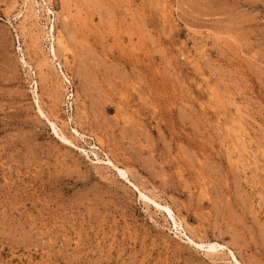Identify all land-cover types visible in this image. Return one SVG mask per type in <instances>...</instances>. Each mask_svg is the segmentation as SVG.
I'll return each instance as SVG.
<instances>
[{"label":"rangeland","instance_id":"1","mask_svg":"<svg viewBox=\"0 0 264 264\" xmlns=\"http://www.w3.org/2000/svg\"><path fill=\"white\" fill-rule=\"evenodd\" d=\"M0 264H264V0H0Z\"/></svg>","mask_w":264,"mask_h":264},{"label":"bare ground","instance_id":"2","mask_svg":"<svg viewBox=\"0 0 264 264\" xmlns=\"http://www.w3.org/2000/svg\"><path fill=\"white\" fill-rule=\"evenodd\" d=\"M52 28L51 29H54L53 28V26H51ZM50 31V30H49ZM52 32V31H51ZM50 32V33H51ZM49 33V34H50ZM48 34V35H49ZM50 38H51V36H50ZM53 38V37H52ZM50 40V39H49ZM53 42V41H52ZM54 46V45H53ZM55 48V47H54ZM54 48H52V50H53V54H54V56L56 57V54H55V51H54ZM34 99H35V102H36V105H37V110H38V113H40V115H42L45 119H47V122L49 123V125H50V127H51V130H52V132H53V134H55L57 137H59L60 138V140H62V141H67L68 143L69 142H71L69 139H67L66 138V136L64 135V134H62L61 132H60V130L57 128V126L52 122V121H50V119L48 120V117H47V115L45 114V112L41 109V107H40V105H39V103H38V94H37V87H35V89H34ZM76 131V130H75ZM75 133H77V132H75ZM109 162L111 163V161L109 160ZM111 165H113V166H115L116 167V165L114 164V163H111ZM117 168V167H116ZM118 170L117 171H119L120 173H122L121 175L122 176H124V179L126 178L125 177V175L124 174H126V173H123V170H121L120 168H117ZM125 171V170H124ZM123 178V177H122ZM127 180H128V178H127ZM140 197H142V198H147L142 192H140ZM156 206H157V208H162V209H164L172 218H174L175 216L173 215V212L171 211V209L168 207V206H166V205H160V204H158V203H156ZM175 221V220H174ZM175 223V222H174ZM184 231V230H183ZM189 241H192L191 239H189ZM196 244V243H195ZM198 244V243H197ZM200 244V243H199ZM199 246H202L201 244L199 245ZM216 246H219V244H217V243H209L208 244V242H207V249L208 250H210V249H214ZM221 246V245H220ZM203 247V246H202ZM210 252H211V250H210Z\"/></svg>","mask_w":264,"mask_h":264}]
</instances>
